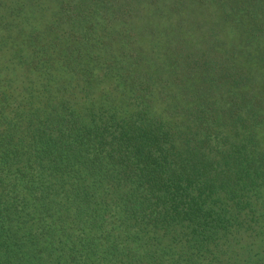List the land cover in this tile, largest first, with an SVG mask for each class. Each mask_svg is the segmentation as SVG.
<instances>
[{
	"label": "trees",
	"instance_id": "obj_1",
	"mask_svg": "<svg viewBox=\"0 0 264 264\" xmlns=\"http://www.w3.org/2000/svg\"><path fill=\"white\" fill-rule=\"evenodd\" d=\"M0 264H264V0H0Z\"/></svg>",
	"mask_w": 264,
	"mask_h": 264
}]
</instances>
